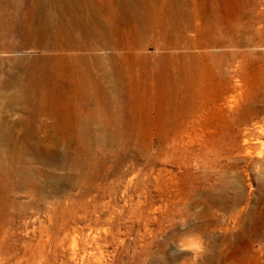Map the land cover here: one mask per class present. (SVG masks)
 <instances>
[{"label":"bare ground","instance_id":"bare-ground-1","mask_svg":"<svg viewBox=\"0 0 264 264\" xmlns=\"http://www.w3.org/2000/svg\"><path fill=\"white\" fill-rule=\"evenodd\" d=\"M256 5L257 0H0V51H42L31 57L0 56V89L9 90L2 94L19 101L24 111L17 129L0 133V218L19 207L11 197L15 188L23 187L34 195L40 175L37 163H61L76 171L92 164L93 154L104 149L100 137L104 131L112 141L129 145L130 127L125 122L120 128L122 112L130 114L132 121L140 112L154 114L162 137L178 131L172 141L182 145L180 117L176 116L184 109L197 111L205 101L222 99L232 89L240 99L243 81L250 72L259 73L257 60L264 56V28L246 34L250 25H244L250 21H243ZM43 116L52 121L43 122ZM248 136L244 132L241 147L229 137L225 148L209 147L210 139L198 137L196 158L213 164L210 153L218 149L231 153L230 149L237 148L243 155L254 153L259 160L261 153L253 145L259 139L249 142ZM93 141L94 152H88ZM256 215L262 230L264 204L258 205ZM66 218L62 217V225ZM89 235L83 239L85 246L71 244L69 260L99 262L98 252L87 249L94 234ZM44 239L37 258L33 246L12 263L50 264L45 250L50 236ZM259 253H264L263 243Z\"/></svg>","mask_w":264,"mask_h":264},{"label":"rangeland","instance_id":"rangeland-1","mask_svg":"<svg viewBox=\"0 0 264 264\" xmlns=\"http://www.w3.org/2000/svg\"><path fill=\"white\" fill-rule=\"evenodd\" d=\"M256 7L243 19L250 21L244 25H250L246 34L264 28V0H257ZM15 54L31 57L42 51H0L4 58ZM257 61L259 73L250 72L245 78L240 99L232 89L222 99L205 101L199 110L184 109L176 116L180 117L182 145L172 141L178 131L162 137L160 121L155 122L154 114L140 112L132 121L128 112L129 116L122 112L120 128L125 122L130 127L129 145L112 141L109 132L102 131L105 146L103 152L93 154L92 164L76 171L67 170L61 163H37L40 175L36 177L39 183L33 188L34 195L23 187L15 188L11 197L20 205L0 218V264H13L23 250L33 246L37 258L40 243L47 235L50 240L45 250L50 264H78L77 259L67 257L71 244L85 246L87 234L95 235L87 249L98 252L99 260L89 264H264V253H259L260 244L264 245V229H260L256 217L258 205L264 204V56ZM2 92L9 90L0 92V133L17 129L24 116L21 103L9 100ZM42 119L45 123L52 121L45 116ZM95 123L91 125L94 130ZM244 132L251 134L249 142L255 137L260 140L253 143L261 153L259 160L254 153L243 155L237 148L230 149L231 153L218 149L217 156L210 153L217 165L196 158V138L210 139L209 147L225 148L230 137L241 147ZM93 143L88 152H94ZM65 216L66 225H62Z\"/></svg>","mask_w":264,"mask_h":264}]
</instances>
